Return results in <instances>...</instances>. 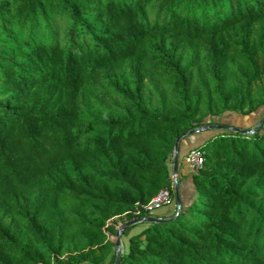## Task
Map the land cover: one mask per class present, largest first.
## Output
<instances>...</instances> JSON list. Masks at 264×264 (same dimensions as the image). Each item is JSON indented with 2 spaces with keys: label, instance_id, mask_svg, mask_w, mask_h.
<instances>
[{
  "label": "trees",
  "instance_id": "trees-1",
  "mask_svg": "<svg viewBox=\"0 0 264 264\" xmlns=\"http://www.w3.org/2000/svg\"><path fill=\"white\" fill-rule=\"evenodd\" d=\"M263 83L264 0H0V264H114L108 218L170 188L181 134L264 107ZM180 141L202 168L117 264H264V126Z\"/></svg>",
  "mask_w": 264,
  "mask_h": 264
},
{
  "label": "rangeland",
  "instance_id": "rangeland-1",
  "mask_svg": "<svg viewBox=\"0 0 264 264\" xmlns=\"http://www.w3.org/2000/svg\"><path fill=\"white\" fill-rule=\"evenodd\" d=\"M137 68H138V65L136 63L130 62V63L125 64L122 67V71L128 77H133L136 74ZM111 72L110 71H104L100 76V82H102L103 84H106L107 86L112 84V82H111L112 79L108 78V76ZM261 86H264V83H263V85H260V84L256 85L255 89H261ZM169 90H171V87H169L158 76H156V75L146 76V79H145L146 94L150 93L154 98H156L161 93L168 94ZM263 113H264V107L258 109L255 113H253L249 116L241 115L238 112H224L219 116H214V115L207 116L206 119L204 120L205 124L203 126L221 125V126H229L232 128H238V129L245 130V131H247V130L251 131L255 128V126L257 125V123L259 122L261 117L263 116ZM262 125L264 126V122ZM262 125H260V126H262ZM199 128H201V127H197L194 130H197ZM218 130H220V129L200 130L198 132H195L194 136L188 137V135H187V136L181 138L180 142H181L182 152H185L189 148L194 147L195 145H197L199 142L203 141L207 137L216 134L218 132ZM172 162H173V156H171V158L168 162V168H169V171L171 173V176H172ZM193 172H194V170H192L186 164H183V161H180L179 165H178L177 177L174 178V180L176 181L177 187H180V186L182 187L184 185H187L189 182V179H190V175ZM175 204L176 203H173V199H172V203L170 205L163 207L161 209V210L167 209L168 207L171 208L170 212H169L170 214L168 215V218L171 217L173 213L175 215V212H176V208L174 207ZM154 218H156V217L154 216ZM123 223H125V221L121 217H119V215H112L111 217L108 218V220L106 221V225L104 226V230L107 233V240L109 241V243L112 246V250H111L112 252L111 253L114 254L115 256H116V238H115V235H116V231L118 230L116 228V226L120 227ZM143 224L144 223H137L131 229L126 230V231H122L123 234L121 236V247L124 248V250H126L128 238L130 236L138 233L143 228V226H144ZM110 228H114L115 231H112ZM60 264H67L66 263V255H63L60 257Z\"/></svg>",
  "mask_w": 264,
  "mask_h": 264
},
{
  "label": "built area",
  "instance_id": "built-area-1",
  "mask_svg": "<svg viewBox=\"0 0 264 264\" xmlns=\"http://www.w3.org/2000/svg\"><path fill=\"white\" fill-rule=\"evenodd\" d=\"M183 164L189 166L192 170L197 171L203 166V152L200 150H190L182 159ZM176 181L171 176L170 188L159 190L146 204H137L132 211H127L119 217L125 222L143 217H154V214L172 203L171 190L174 191ZM176 208V204L174 205ZM176 214V212H175ZM108 224V223H107ZM118 229L119 227L116 226Z\"/></svg>",
  "mask_w": 264,
  "mask_h": 264
},
{
  "label": "water",
  "instance_id": "water-1",
  "mask_svg": "<svg viewBox=\"0 0 264 264\" xmlns=\"http://www.w3.org/2000/svg\"><path fill=\"white\" fill-rule=\"evenodd\" d=\"M264 122V113H263V116L261 117V119L259 120V122L257 123V125L255 126V128L251 131H245V130H241V129H238V128H232V127H229V126H221V125H209V126H203L197 130H189L183 134H181L178 138H176L175 142H174V146H173V162H172V176L174 178L177 177V174H178V151H177V148H178V144H179V141L181 138L187 136V135H190L192 133H195V132H198L200 130H206V129H229V130H232V131H235V132H240V133H243V134H252L254 131H256L258 129V127L260 125H262ZM174 198H175V203H176V214L178 213L179 209H180V199H179V196H178V192H177V185H175V188H174ZM175 214V215H176ZM162 221H166V219H160V218H154V217H143V218H139V219H134V220H129L125 223H123L119 228L118 230L116 231V235H115V238H116V257H115V261H114V264H117L118 263V259H119V256H120V253H121V234H122V231L129 227V226H132V225H135L137 223H158V222H162Z\"/></svg>",
  "mask_w": 264,
  "mask_h": 264
},
{
  "label": "crops",
  "instance_id": "crops-1",
  "mask_svg": "<svg viewBox=\"0 0 264 264\" xmlns=\"http://www.w3.org/2000/svg\"><path fill=\"white\" fill-rule=\"evenodd\" d=\"M170 207H168L167 209H163V210H159L158 212H156L154 214V216L156 218H160V219H167L168 218V215L170 214Z\"/></svg>",
  "mask_w": 264,
  "mask_h": 264
}]
</instances>
